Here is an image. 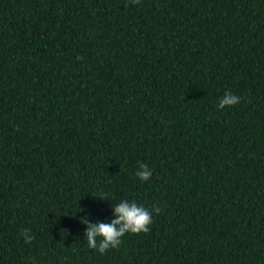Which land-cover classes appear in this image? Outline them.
Masks as SVG:
<instances>
[{
    "label": "trees",
    "instance_id": "16d2710c",
    "mask_svg": "<svg viewBox=\"0 0 264 264\" xmlns=\"http://www.w3.org/2000/svg\"><path fill=\"white\" fill-rule=\"evenodd\" d=\"M124 200L149 231L90 249ZM33 260L264 264V0H0V264Z\"/></svg>",
    "mask_w": 264,
    "mask_h": 264
},
{
    "label": "clouds",
    "instance_id": "9594fccd",
    "mask_svg": "<svg viewBox=\"0 0 264 264\" xmlns=\"http://www.w3.org/2000/svg\"><path fill=\"white\" fill-rule=\"evenodd\" d=\"M133 4H139L140 0H131ZM240 102V97L225 92L218 100V110L225 107L235 106ZM135 176L141 181H148L152 176V171L145 163H138V170ZM103 200V199H101ZM115 213V218L110 223H89L87 217L81 220V223L86 225L84 233L87 241V246L90 249L98 251L100 254H105L110 249L120 247L122 238L125 234L147 233L149 226L152 223V214L142 205H137L135 202L121 201L116 205H112ZM80 211H83L80 209ZM155 211L159 213L160 209ZM25 243L31 244L34 235H30V229H25L21 233ZM35 264V260H33Z\"/></svg>",
    "mask_w": 264,
    "mask_h": 264
}]
</instances>
